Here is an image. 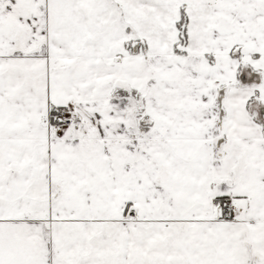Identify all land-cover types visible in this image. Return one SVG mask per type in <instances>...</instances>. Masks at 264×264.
<instances>
[{"label":"snow or ice","instance_id":"snow-or-ice-1","mask_svg":"<svg viewBox=\"0 0 264 264\" xmlns=\"http://www.w3.org/2000/svg\"><path fill=\"white\" fill-rule=\"evenodd\" d=\"M0 264H264V0H0Z\"/></svg>","mask_w":264,"mask_h":264}]
</instances>
